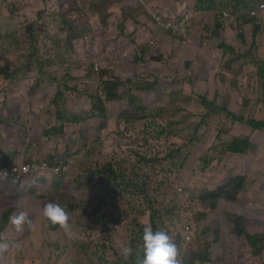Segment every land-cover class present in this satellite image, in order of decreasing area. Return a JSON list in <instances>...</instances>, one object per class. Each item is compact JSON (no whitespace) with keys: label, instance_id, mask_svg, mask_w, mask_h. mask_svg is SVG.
Instances as JSON below:
<instances>
[{"label":"rangeland","instance_id":"1","mask_svg":"<svg viewBox=\"0 0 264 264\" xmlns=\"http://www.w3.org/2000/svg\"><path fill=\"white\" fill-rule=\"evenodd\" d=\"M171 1L170 14L188 9L192 15L185 24L187 32L186 26L180 29L182 35L167 32L157 22L159 14L167 15L165 0H113L103 7L98 0H0V65L7 60L3 69L10 74L4 77L0 66V264H120L112 248L129 259L123 249L150 224L147 214L137 215L155 206L149 201L157 203L160 224L180 226L191 221L193 239L183 251L187 257L200 252L204 243L212 251L220 248L216 236L228 248L233 242L235 247L247 246L243 237L235 240L233 235L238 214L254 216L256 222L249 221V225L262 233L264 130L253 131L249 124L232 120L226 111L205 115L202 100L211 91L212 96L213 77L219 75L220 84L226 83L227 108L238 114L247 98L244 116L264 118V110L259 109V105L264 107L259 100V67L251 59L254 55L264 64V14L241 29L237 22L243 14L237 13L231 0ZM248 1L253 5L256 0ZM19 2L21 8L9 10L10 4ZM76 7L92 10L83 22L89 20L93 31L105 38L125 37L132 48H124L117 57L89 56L83 48L75 53L69 46L63 14ZM216 7L229 9L236 19H219ZM106 13L109 16L103 21ZM218 20L227 27L228 38H213ZM255 26H260L256 33ZM241 32L245 41L240 39ZM220 38L236 52L223 51ZM141 44H146L147 51L137 56L133 50ZM238 54L241 57L236 58ZM230 57L235 58L236 71L225 68ZM91 62L96 72L107 66L123 76L120 98L108 101L105 97L104 111L94 109L91 100V96H101L103 85ZM129 80L147 86L130 93L126 84L134 86ZM140 98L148 110L144 120L137 118L142 109L137 103ZM173 100L181 106L179 116L185 128L173 126L171 131L166 125L171 119L166 104ZM57 109L65 118L64 134L59 127L53 131L60 124ZM77 115L82 119L68 121ZM197 121L201 124L194 131ZM234 135L249 137L256 145L246 155L229 156V165L242 167L247 181L235 201L219 199L210 208L199 192L234 175L227 167V157L218 160ZM172 150L177 164L160 160ZM4 155L19 163L35 158L50 168L57 166L56 158L70 157L73 164L63 176L54 177L45 192L32 187L31 177L7 179L9 172L1 167ZM109 158L122 162L128 174L145 186V193H124L120 178L98 177L97 168ZM113 188L119 200L112 197ZM49 201L66 210V226L49 228L41 214ZM119 209L123 221L113 215ZM20 211L28 214L30 223L16 226L11 222L10 216ZM135 216L141 224L133 221ZM261 242L264 245V239ZM228 258L206 264H233V255Z\"/></svg>","mask_w":264,"mask_h":264},{"label":"trees","instance_id":"2","mask_svg":"<svg viewBox=\"0 0 264 264\" xmlns=\"http://www.w3.org/2000/svg\"><path fill=\"white\" fill-rule=\"evenodd\" d=\"M113 0H98L99 7H103L104 2L105 4H109ZM233 2L234 7L237 8L238 14H243V17L239 20L238 26L243 29L245 28L247 21L253 20L254 17H262L263 12H258L257 15H252V10L256 9L259 6V3L262 0H256L255 3L252 5L248 0H231ZM201 2V0H199ZM166 3V11L165 13L167 15H164L163 18L165 20H174L175 22H178L180 20L179 14H170V8L167 7L170 3H173L171 0H165ZM22 7V3H14L9 5V10L12 12L17 11L19 8ZM216 10H218V14L216 16L219 19H223V21L229 20V19H236L231 18L232 14L228 11L229 9L224 7H216ZM92 10H86L84 7H76L75 9H72L69 13L63 14V23H64V29L68 31V42L70 48L77 53L79 50L78 48H83L86 51V55L93 56L95 54L97 55H113L114 57H117L123 52L124 48H132V44L130 41H128L125 37H119V38H105L101 34H98L97 32L93 31L92 27H90L89 20L86 22H83L84 19H86V15L89 16L90 12ZM228 12V16L224 17V12ZM187 12L190 11L187 9ZM231 14V16H230ZM247 14V16H246ZM109 16V13H106L102 15L103 21L107 20V17ZM230 16V17H229ZM223 21H217L215 30L216 33L214 34L213 38L216 36L219 38V35H222L225 38H228L227 33V27L223 23ZM188 25V23H187ZM186 26V25H185ZM260 26H255L253 29V32L256 33L257 30H259ZM167 32H172L175 34L182 35L180 33L181 31L179 28H171L167 30ZM186 32H187V26H186ZM204 37V35H203ZM205 38V37H204ZM212 38V39H213ZM223 38L221 39V42L219 43L220 48L223 49L225 52H232L235 53L236 50L234 46L229 44L227 40ZM240 39L245 41V35L243 32L240 33ZM255 41V40H254ZM144 44L142 46L139 45V47L133 52H135V55L140 56L141 54L146 53L147 48ZM241 57L239 54L236 56V58ZM142 57H139L136 61L141 60ZM234 59L235 58H229V60L226 62L225 68H229L236 71L235 65H234ZM252 62L256 63V65L259 67V74H260V81H261V90H260V101L264 102V64L260 62L257 58L254 57V55L251 56ZM7 60L3 62V65L1 66V74L4 77H9L10 74H8L3 68L5 67L4 63ZM245 65V62H243V66ZM127 65H118L117 68L120 67H126ZM90 67L92 71H94V74L100 75L103 81V89L106 93L107 100L112 99H118L120 98V87L124 85V82H122V77L120 78L115 72V70L110 69L107 66H103L101 70L99 69L98 72L95 71L93 68L92 62L90 63ZM110 75V76H108ZM210 78V77H209ZM206 77V79H209ZM131 79V78H129ZM132 83V86H134V89L131 87L129 83L126 84V87L130 91V93L138 90H143L146 88L147 83H140V82H133V80H129ZM213 94L210 97L206 95L205 99L202 101L205 108V115H209L210 112H213L215 110V113H222L223 111H226V115L228 117H231L234 121H240L249 124L252 127V130H264V118L261 117H249L246 118L243 114V109L247 107L248 99L245 98V104L244 108H242L240 112L235 113L233 108H227L229 101L227 98H225V94L223 92V87L226 86L225 82H222L220 84V76L216 75L215 78L213 77ZM61 95V94H60ZM220 98V104L218 103ZM95 99L98 103L95 102ZM130 99L134 100V97H130ZM91 100L94 105V109H99L104 111L105 105L103 100L96 95V97L91 96ZM142 109H138V112L140 114L137 116L138 119H146V113H148V110L146 111L143 107V100L140 98L137 102ZM239 104V102L237 103ZM166 107L168 108L170 112L171 119L167 120V129L171 130L173 129V126L177 129H183L185 126H182V124L185 122V120L179 116L181 113V106L177 103L176 100L170 101L166 104ZM259 109L261 111L264 110V107L259 105ZM57 112V118L60 121V124L58 126H55L53 131L57 132L58 127L60 128L61 133H66V124H64V116L62 115V112L59 111V109L56 110ZM68 121H75L78 122L82 118L80 116H75L74 118L68 117ZM201 122L197 121L193 124L194 131H196L199 128V125ZM256 147V145L251 141L249 137H243L242 135H234L232 138L228 141L226 149H225V155L221 156L218 160L223 162L227 157V167L231 169L232 173L234 175L230 176L228 179H223L214 186H209L206 189L202 190V192H199V197L203 201H206L208 206L210 208H215L217 206V200L219 199H225L228 201H235L239 194L242 193V190L244 188V185L247 181L246 173L242 171V167L237 168L235 165H229V156L234 155H246L251 150H253ZM241 153V154H238ZM175 151L172 150L169 154H166L162 156L160 159L162 160H170L171 162L177 164L178 158L175 155ZM70 158V157H69ZM57 159V158H56ZM140 160H146V158L140 156ZM13 162L9 160L8 156H3V161L1 163V167L3 170L6 168H9L11 166V163ZM97 175L100 178H114L118 179L120 178L121 185H122V192H128V191H134L138 194H144L145 193V186L140 185L139 181L128 174V171L124 167L122 162L117 161L115 158H109L106 162H104L100 167L97 168ZM31 177L32 187L35 188H42L45 192H47L51 188L50 179L46 176H39L34 175L33 173H30L28 175H25L22 179H17L15 181H25L27 178ZM47 181V183L45 182ZM112 197L114 199L119 200V195L116 190V188H113V194ZM149 204L157 206V203L155 201H149ZM155 206L152 207V209L147 212L146 210H142L141 212H137L138 214L142 215H148L149 223L152 225L154 230H164L168 233V229L164 224H160L157 221V216L159 214V211L155 208ZM10 212V211H9ZM163 212V211H162ZM8 213V212H7ZM117 214V219L119 221L122 218L121 209L118 210V212H113V215ZM130 214L126 212V217H128ZM133 221L139 225L140 217L135 216L133 218ZM249 221L256 222V219L252 215H242L238 214L235 216V229L233 235L235 236V240L237 237L241 239L242 237L247 242L246 245H240L238 247H235L234 242L230 244V248H228L227 243L221 242V239L216 236V241L220 244V249L218 251H212L208 245V243H204L203 248L200 252H197L194 254L193 257H187L184 256L179 250H178V259L180 261V264L185 262L186 264H206L210 263L213 260H225L229 261L230 259L228 256L230 254L233 255V264H264V245L262 244L261 240L264 239V229H262V233H258L257 228L254 229V225L250 226ZM48 222V221H47ZM50 229H56L57 226L55 224L49 223ZM179 226L177 225L176 228ZM254 229V230H253ZM143 232V231H142ZM261 234L262 236H260ZM142 233L139 236H135V238L131 241L130 246L132 248V252L129 254V259H125L122 257L121 254L117 252V248H112L113 256L118 260L120 264H137V259L139 256L142 255ZM126 247V246H125Z\"/></svg>","mask_w":264,"mask_h":264},{"label":"clouds","instance_id":"3","mask_svg":"<svg viewBox=\"0 0 264 264\" xmlns=\"http://www.w3.org/2000/svg\"><path fill=\"white\" fill-rule=\"evenodd\" d=\"M183 13L184 11L181 14ZM102 90L104 91L103 85H102ZM98 96L101 98L100 95ZM101 99L104 102V99L103 98ZM33 160H35V158H33ZM56 160H57V164H59L62 160L67 161L70 159L57 158ZM14 163H19V160L13 161L11 163V166ZM33 174L34 175L45 174L44 176L49 178L50 182L53 181L54 177L57 176L54 173L49 172V170L47 171L39 170ZM22 178L23 177L19 179ZM7 179H11V178L8 177ZM14 180H17V178H14ZM41 214L51 224H59L61 226H66L67 224V220H68L67 212L58 203L49 201L43 206ZM10 220L16 226H20L24 223H30V218L28 214L24 211H20L19 213L13 214L12 216H10ZM164 225L169 230L168 233L164 230H154L151 224L144 225L142 232V244H141L142 255L138 257L137 264H180V261L178 259V250L183 254L184 248L188 247L192 242L191 240L193 239V235H194L193 225L191 223L192 225L190 230L191 240L188 241L185 245L182 244L179 239H175L172 235L174 231L181 229L182 225H180L178 228H176V226L169 225V222H165ZM123 252L124 255L127 256L132 252V248L130 246H126L123 249Z\"/></svg>","mask_w":264,"mask_h":264},{"label":"built area","instance_id":"4","mask_svg":"<svg viewBox=\"0 0 264 264\" xmlns=\"http://www.w3.org/2000/svg\"><path fill=\"white\" fill-rule=\"evenodd\" d=\"M264 11V1H261L259 3V6L252 10V15H257L258 12H263ZM191 14L188 13L187 11H184L183 14H181L180 20L178 22H175L173 19L170 20H165L163 18V16H161L160 14L157 16V22L158 24H160L164 29H171V28H179L182 29L185 24L187 23V21L191 18ZM228 16L227 12H224V17ZM96 69H98V65L95 66ZM101 98H105L106 97V93L101 90ZM22 164L21 168H18V166ZM73 161L72 160H62L59 164H57V166L53 167V168H49L47 167L46 162H44L43 164L39 165L37 162H35V160H32L31 162H22V163H14L12 166H10L9 168H6L3 172L8 171L9 172V178L14 177V178H21L24 177L25 175H28L30 173H35L39 170H43V171H47L49 170V172L54 173L55 175H57L58 177L63 176L72 166ZM191 222L190 221H186L181 229L176 230L173 232V237L175 239H179L180 242L182 244H186L188 241L191 240V234H190V230H191Z\"/></svg>","mask_w":264,"mask_h":264},{"label":"crops","instance_id":"5","mask_svg":"<svg viewBox=\"0 0 264 264\" xmlns=\"http://www.w3.org/2000/svg\"><path fill=\"white\" fill-rule=\"evenodd\" d=\"M179 16L181 17V13H180V10H179ZM218 243V242H217ZM220 248H218V249H215V251H218Z\"/></svg>","mask_w":264,"mask_h":264},{"label":"bare ground","instance_id":"6","mask_svg":"<svg viewBox=\"0 0 264 264\" xmlns=\"http://www.w3.org/2000/svg\"><path fill=\"white\" fill-rule=\"evenodd\" d=\"M8 178V177H7Z\"/></svg>","mask_w":264,"mask_h":264}]
</instances>
